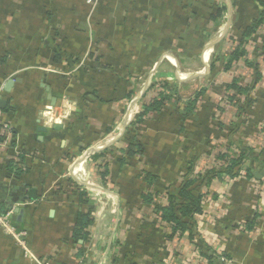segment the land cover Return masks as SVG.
<instances>
[{"label": "crops", "instance_id": "1", "mask_svg": "<svg viewBox=\"0 0 264 264\" xmlns=\"http://www.w3.org/2000/svg\"><path fill=\"white\" fill-rule=\"evenodd\" d=\"M216 1L226 6L217 21L209 19L212 0H0V111L11 126V145L0 151V212L12 210L13 224L26 232L24 250L0 230V264H115L121 249L143 264L202 262L187 232L165 241L157 225L145 228L146 241L143 234L136 239L143 219H153L152 205L138 206L136 196L143 188L139 164L158 176L157 186L175 187L189 161L205 167L212 159L205 152L215 154L227 137L235 146L261 145L264 32L247 47L262 76L249 92L254 103L246 123L227 136L234 107L222 113L215 108L233 78L244 85L254 78L244 59L227 71L223 63L227 38H238L259 7L254 0ZM90 53L97 61L80 66ZM213 54L219 59L211 72ZM157 81L174 85L182 98L205 88L202 106L184 121L152 114L138 130L145 152L123 166L112 161L110 183H102L101 159L92 156L111 147L107 158L121 153L128 109L137 106L139 112L158 94L156 84L151 87ZM17 149L27 159L20 175L7 167ZM247 165L252 178L214 179L201 188L211 198L196 227L211 250L229 255L220 257L224 264H264V177L254 176L264 166ZM70 179L94 202L85 243L71 240L79 207L66 188ZM253 218V228L245 231Z\"/></svg>", "mask_w": 264, "mask_h": 264}, {"label": "trees", "instance_id": "2", "mask_svg": "<svg viewBox=\"0 0 264 264\" xmlns=\"http://www.w3.org/2000/svg\"><path fill=\"white\" fill-rule=\"evenodd\" d=\"M254 1L259 7L258 15L252 18L248 24L240 28V36L238 38L232 36L227 38L229 40L230 49L223 63V70H230L238 60L244 59L245 65L253 69L254 72V78L249 84H240L237 78H233L230 83L225 85L222 100L215 104V108L219 113L227 112L226 109L232 106L234 107V114L231 118L233 121L229 122L228 127H225L227 136L239 130V128L246 123L248 108L254 103V99L249 95V92L255 87L262 76L259 71V62L255 59H249L247 52L248 45H255V38L257 35L264 32V0ZM210 6L212 12L209 15V19L217 21L223 16L226 6L220 5L216 0H212ZM250 39L251 41H248ZM262 49H264V46ZM54 59L57 62L60 61L59 54H55ZM89 59L97 61L94 54L90 53L82 64L79 62V65L82 66L84 64L83 66H85ZM217 59H219V57L213 54L209 62L211 72L216 68L215 62ZM4 60L5 57H1L0 63ZM153 83L151 87L156 84L158 94L144 102L142 109L134 115L133 119L126 126V130L122 137L124 146L120 148L121 153L118 156L113 155L107 158V155L113 150L111 147L92 156L93 158L101 159V165L98 166V171L101 182L104 184L110 183L108 165L112 163V161L123 166L127 163L136 162L135 159H139L140 155L145 152L146 143L139 136L138 130L152 114L176 115L179 116V118L181 117L184 121L189 115L195 113V110L203 104L205 88H199L195 90L191 96L182 98L178 94L175 86L169 82L157 81ZM135 90L129 91L127 97L131 98ZM6 109L7 108L4 110ZM6 112L8 111L6 110ZM215 117L217 118L216 115ZM2 121H4V119L0 120V124ZM216 125L221 128L224 126L221 122H217ZM1 127L0 125V129ZM258 135L262 139L258 150L240 141L235 146V143H232L231 140L228 141L227 137L226 145L218 147L215 150V154L212 155L211 153L214 149L205 152L207 156H212L209 164L205 167L196 168L193 162L189 161L180 177V181L175 187L165 186L161 188L157 186L156 181L158 176L147 170L144 166L141 167L139 164L138 173L139 178L143 182V188L136 196V204L138 206L142 204L152 205L153 219L150 223L146 221V218L143 219L141 231H137V237L135 236L136 239L143 234V240L146 241L148 235L145 233V228L157 227V225L163 230L162 234L165 241L179 238L184 232H187L189 241L195 246L196 259L203 260V262L199 264H224V262L222 263V261H220V257L228 259L229 255L222 254L221 256L211 250V247L206 244L196 227V217L204 214V202L211 198L210 194L205 190L202 191L201 188L208 187L214 179L231 180L240 175L252 178V169L248 165L245 168L244 166L249 161H254L258 168L264 166V159L261 156L264 154V119ZM24 156L23 149H20V159L23 164H26L27 159H25ZM37 157L38 159H42L40 154H38ZM7 167L9 169H15L16 175L22 173L20 168L16 167L13 159L9 160ZM67 183L66 188H68V191L79 207L71 232V240L74 243H78L79 241L85 243L89 237V228L94 221L92 215L94 211V202L82 185L72 179ZM212 196L214 197L215 194ZM83 206H86L85 210L80 209ZM144 216L146 217V214ZM254 224V218L245 222L243 225L244 230H251ZM133 256V252H127L121 249L119 255L114 258V263L118 264L120 262H125V264H143L133 260ZM160 262L161 260H151L150 264H160Z\"/></svg>", "mask_w": 264, "mask_h": 264}, {"label": "built area", "instance_id": "3", "mask_svg": "<svg viewBox=\"0 0 264 264\" xmlns=\"http://www.w3.org/2000/svg\"><path fill=\"white\" fill-rule=\"evenodd\" d=\"M134 107H131L128 109L126 120H125V126L128 125V123L133 119L134 115L138 112V110L133 111ZM3 119V113L0 111V120ZM2 127L0 129L1 139L4 137L2 141H0V151L6 150L10 146V137H11V126L9 122L2 121L0 124ZM0 139V140H1ZM13 161L16 165V167L20 168V170H24V164L22 163L20 159V152L16 151V154L13 158ZM12 210H8L7 212L1 213L0 212V230L4 233L9 234L14 238L16 243L24 250H26L25 246V237L26 232L24 230H18L16 226L12 222ZM27 252V251H26ZM38 264H46L44 262L37 261Z\"/></svg>", "mask_w": 264, "mask_h": 264}, {"label": "water", "instance_id": "4", "mask_svg": "<svg viewBox=\"0 0 264 264\" xmlns=\"http://www.w3.org/2000/svg\"><path fill=\"white\" fill-rule=\"evenodd\" d=\"M143 92H144V90L141 91V93H143ZM3 103H4V101H0V107L2 106ZM254 176L256 178H262V177H264V168L261 171H259V172H254ZM29 193H30V197L32 199H35V195H33L34 194V190H30ZM17 209L18 208H15L14 211H18Z\"/></svg>", "mask_w": 264, "mask_h": 264}, {"label": "rangeland", "instance_id": "5", "mask_svg": "<svg viewBox=\"0 0 264 264\" xmlns=\"http://www.w3.org/2000/svg\"><path fill=\"white\" fill-rule=\"evenodd\" d=\"M141 87H142V86H141ZM141 87H139V88H138V89H139V91H140V88H141ZM136 107H137V106H135V107H134V110H133V111H136V110H137V108H136ZM112 210H113V212H115V213H116V210H117V209H116V205H115V204H112ZM201 260H202V259H201ZM202 262H203V260H202ZM202 264H203V263H202Z\"/></svg>", "mask_w": 264, "mask_h": 264}, {"label": "clouds", "instance_id": "6", "mask_svg": "<svg viewBox=\"0 0 264 264\" xmlns=\"http://www.w3.org/2000/svg\"><path fill=\"white\" fill-rule=\"evenodd\" d=\"M47 123L51 124L52 122H51V120H48Z\"/></svg>", "mask_w": 264, "mask_h": 264}]
</instances>
